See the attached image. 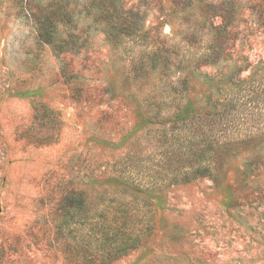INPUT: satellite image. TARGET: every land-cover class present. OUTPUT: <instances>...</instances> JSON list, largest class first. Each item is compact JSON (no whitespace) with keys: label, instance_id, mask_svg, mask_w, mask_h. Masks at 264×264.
<instances>
[{"label":"rangeland","instance_id":"1","mask_svg":"<svg viewBox=\"0 0 264 264\" xmlns=\"http://www.w3.org/2000/svg\"><path fill=\"white\" fill-rule=\"evenodd\" d=\"M51 1L0 0V264H106L88 217L109 182L106 164L141 133V92H154L161 74L202 82L264 67V0H62L68 23L44 44L37 30L53 18ZM98 5L131 23L138 15L145 36L112 40ZM69 33L76 49L60 50ZM210 46L222 52L206 64ZM157 47L161 64L177 48L181 67L132 79L130 62ZM247 159L230 158L217 182L167 189L152 235L111 264H264V190L242 182ZM72 192L91 199L79 213L63 201Z\"/></svg>","mask_w":264,"mask_h":264},{"label":"trees","instance_id":"2","mask_svg":"<svg viewBox=\"0 0 264 264\" xmlns=\"http://www.w3.org/2000/svg\"><path fill=\"white\" fill-rule=\"evenodd\" d=\"M61 1L52 0L45 9V16L53 13V18L38 24V37L44 44L55 42L57 24L68 23L64 17L69 7ZM173 3L179 2L174 0ZM97 10L110 17L104 24L108 25L112 40L144 35L136 29L138 15L131 23L116 7L98 5ZM47 23L51 27H47ZM213 30L218 34L216 37L223 36L218 29ZM75 45L69 33L68 39L57 47L68 50L76 49ZM172 48L173 57L164 59L163 64L158 47L149 55H142L136 64L130 62L134 72L130 77L140 82L146 72L156 70L159 64L162 68L166 63L167 67L169 64L180 68L181 61L175 65L178 49ZM221 52L217 47H207L200 54V60L215 63ZM252 70L246 78L240 77V71H233L204 77L202 82L193 76L176 81L161 74L166 78L160 79L154 92H141L143 118L138 125L141 133L127 144L118 160L106 164L109 182L101 184V187L105 185L103 194L88 217L107 243L104 263L111 264L136 250L152 235L154 202H160L167 189L204 179L217 182L230 158L248 156L241 172L247 180L242 182L264 190V67L256 66ZM142 140H146L144 144ZM249 176L254 178L253 182L248 181ZM77 197L78 194L72 192L70 198H64L69 211L79 213L91 202L87 195Z\"/></svg>","mask_w":264,"mask_h":264}]
</instances>
